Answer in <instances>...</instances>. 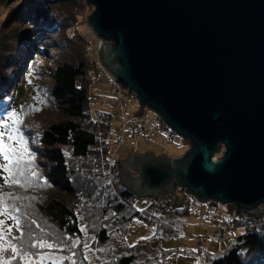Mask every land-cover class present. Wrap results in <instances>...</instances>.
Returning <instances> with one entry per match:
<instances>
[{
  "label": "water",
  "instance_id": "1",
  "mask_svg": "<svg viewBox=\"0 0 264 264\" xmlns=\"http://www.w3.org/2000/svg\"><path fill=\"white\" fill-rule=\"evenodd\" d=\"M85 1L99 65L189 146L176 158L130 151L116 161L120 186L136 198L168 195L172 209L181 186L259 218L264 0Z\"/></svg>",
  "mask_w": 264,
  "mask_h": 264
},
{
  "label": "trees",
  "instance_id": "2",
  "mask_svg": "<svg viewBox=\"0 0 264 264\" xmlns=\"http://www.w3.org/2000/svg\"><path fill=\"white\" fill-rule=\"evenodd\" d=\"M89 6L85 0H0V116L11 111L23 114L19 127L33 157L23 165V186H4L5 173L0 170V193L18 197L6 203L20 209L16 215L21 217L23 247L30 252L71 257L62 264H89L84 259L87 249L97 264H166L170 250L160 249L154 257L137 260L134 249L143 241L128 247L127 253L117 254L108 246L110 231L122 238L137 218L157 224L158 231L167 235L173 228L160 219L163 205L157 211L149 201L140 211L134 209L135 201L143 198L120 186L107 140L109 116L99 114L92 119L89 114L90 73L99 68L95 47L89 46L94 38L78 29ZM15 73L22 86L15 82ZM23 91L28 96L17 103ZM158 122L165 139L171 140L174 132ZM0 163L6 162L0 158ZM184 190L175 188L180 208L170 209L166 202L169 211L180 216L187 215L191 202H200ZM223 206L226 216L216 227L224 226L225 234L226 230L241 232L228 239L218 254L199 248L196 254L202 255L203 264H264L263 217L236 213L232 204ZM12 236L20 232L14 229ZM40 238L55 241L57 248L31 249L30 244ZM84 238L90 239L87 249ZM75 241L79 243L72 247ZM4 255L7 258L11 253Z\"/></svg>",
  "mask_w": 264,
  "mask_h": 264
},
{
  "label": "rangeland",
  "instance_id": "3",
  "mask_svg": "<svg viewBox=\"0 0 264 264\" xmlns=\"http://www.w3.org/2000/svg\"><path fill=\"white\" fill-rule=\"evenodd\" d=\"M92 10V6L84 10L81 19L83 25H80L78 29L83 33L87 32L91 38H94V41H90L89 46L91 49L95 47L96 50L99 44L98 39L89 33L86 22V17ZM95 58L97 59L96 51ZM98 68L97 72L90 73L91 81L87 89V106L92 119H96L99 114L109 116L110 131L107 140L112 145L111 156L113 159L122 161L130 151L140 153L146 151L155 156L163 154L171 158L182 156L189 148L187 141L179 138L175 133L171 140L167 141L158 129L159 118L157 114L145 107L140 108L135 96L127 88L117 82L99 63ZM14 77L15 82L22 86L18 74L15 73ZM120 84L124 87L123 92H119L118 87ZM119 93H122L121 98ZM26 96H28V91H23L16 102L19 103ZM123 96L124 100L122 99ZM140 109V115L133 116L138 114ZM222 151L223 147L220 146L213 158L220 157ZM129 172L132 173L131 176L136 175V172L131 169H129ZM107 181L109 182V179ZM168 200L170 206L172 202L168 195H158L155 199L150 197L149 199L137 200L133 207L135 210L140 211L144 204L149 203V201H153L156 210L159 204L163 205L164 211L160 213V219L162 218L163 221L172 224L173 229L170 235L165 234L163 231L159 232L157 224L137 218L131 222L122 238L110 231L108 246L114 248L117 254L127 253L128 247L143 241L134 249L137 260L154 257L161 249L171 251L166 259V264H203L202 255L196 254L199 248H203L205 251L208 250L212 254H218L225 249L228 239H232L235 234L241 232L240 229L226 230L225 241L211 243L204 237L208 229L213 231L214 227L225 219V207L193 201L189 205L190 211L187 215L180 216L169 211L168 205H166ZM175 203L177 204H174L173 207L181 206L179 198ZM231 217H233V214ZM260 217L264 219V213ZM0 219H3V217H0ZM6 223L8 224V221ZM142 237H147V239H142ZM84 244L89 245L90 239L84 238ZM86 255L89 257V264H97V259L92 251L87 249Z\"/></svg>",
  "mask_w": 264,
  "mask_h": 264
},
{
  "label": "snow or ice",
  "instance_id": "4",
  "mask_svg": "<svg viewBox=\"0 0 264 264\" xmlns=\"http://www.w3.org/2000/svg\"><path fill=\"white\" fill-rule=\"evenodd\" d=\"M37 111L39 109H36ZM22 113L16 111L7 112L0 116V158L6 163H0V170L5 175L3 177L4 186L22 185L21 177H25L24 164L31 163L32 155L29 148L27 147V141L21 133L19 125L23 122ZM7 137V142H5ZM36 173L32 172V176L35 177ZM6 199H18V197L11 196L10 194L0 193V264H11L12 261H19L20 264H47L48 261L51 264H62V260H71V257L55 258L48 252L40 253L30 252L26 250L24 245V232L22 230L21 217L16 215L20 211L14 205L6 203ZM11 220L13 224H7L6 221ZM35 223V221H33ZM20 232V236H12L13 230ZM147 239V237H142ZM19 241L20 243H14ZM79 243L75 241L72 247ZM55 241L49 242L44 238L34 240L30 244L31 249L41 250L48 249L52 250L57 248ZM88 244H84V248H88ZM10 256L5 258L4 253L9 252ZM85 260L89 257L84 256ZM72 264H76L72 261Z\"/></svg>",
  "mask_w": 264,
  "mask_h": 264
},
{
  "label": "built area",
  "instance_id": "5",
  "mask_svg": "<svg viewBox=\"0 0 264 264\" xmlns=\"http://www.w3.org/2000/svg\"><path fill=\"white\" fill-rule=\"evenodd\" d=\"M99 42V41H98ZM119 92L124 90V87H122V85H119ZM123 92V91H122ZM119 96L121 98L122 93H119ZM205 239H207L208 241H210L211 243H217V242H222L226 240V235H225V227L220 225L218 227H216V229L214 231H207L206 232V237Z\"/></svg>",
  "mask_w": 264,
  "mask_h": 264
},
{
  "label": "crops",
  "instance_id": "6",
  "mask_svg": "<svg viewBox=\"0 0 264 264\" xmlns=\"http://www.w3.org/2000/svg\"><path fill=\"white\" fill-rule=\"evenodd\" d=\"M119 160H120V159H119ZM120 161H121V160H120ZM120 161H119V162H120Z\"/></svg>",
  "mask_w": 264,
  "mask_h": 264
}]
</instances>
